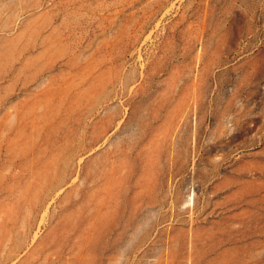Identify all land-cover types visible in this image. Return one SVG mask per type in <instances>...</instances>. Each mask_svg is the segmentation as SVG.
I'll list each match as a JSON object with an SVG mask.
<instances>
[{"label": "rangeland", "instance_id": "1", "mask_svg": "<svg viewBox=\"0 0 264 264\" xmlns=\"http://www.w3.org/2000/svg\"><path fill=\"white\" fill-rule=\"evenodd\" d=\"M0 264H264V0H0Z\"/></svg>", "mask_w": 264, "mask_h": 264}]
</instances>
